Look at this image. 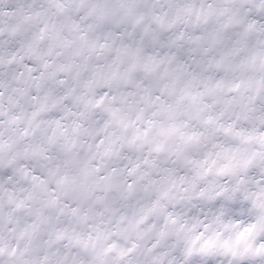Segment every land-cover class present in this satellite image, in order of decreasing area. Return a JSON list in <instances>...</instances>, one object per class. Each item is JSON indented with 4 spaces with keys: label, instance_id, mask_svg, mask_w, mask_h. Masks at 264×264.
I'll return each mask as SVG.
<instances>
[{
    "label": "snow or ice",
    "instance_id": "snow-or-ice-1",
    "mask_svg": "<svg viewBox=\"0 0 264 264\" xmlns=\"http://www.w3.org/2000/svg\"><path fill=\"white\" fill-rule=\"evenodd\" d=\"M0 264H264V0H0Z\"/></svg>",
    "mask_w": 264,
    "mask_h": 264
}]
</instances>
